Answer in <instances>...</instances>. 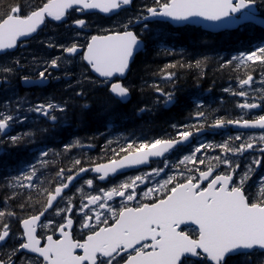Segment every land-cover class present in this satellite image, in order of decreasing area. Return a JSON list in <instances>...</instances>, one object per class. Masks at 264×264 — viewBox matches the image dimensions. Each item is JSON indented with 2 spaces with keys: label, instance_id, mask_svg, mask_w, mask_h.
Listing matches in <instances>:
<instances>
[{
  "label": "snow or ice",
  "instance_id": "6c2138e0",
  "mask_svg": "<svg viewBox=\"0 0 264 264\" xmlns=\"http://www.w3.org/2000/svg\"><path fill=\"white\" fill-rule=\"evenodd\" d=\"M2 7L0 85L17 98L0 105V145L11 148L34 144L38 136L55 140L52 129L67 126L77 108L89 109L90 93L100 89L104 95L93 99L106 114L128 103L136 87L128 74L148 41L159 40L160 26L204 35L258 29L260 35L219 58V70L235 73L236 88L223 89L236 100L240 115L235 118L216 115L218 109L197 98L185 118L195 123H171V132L159 137L133 133L108 139L100 149L111 154L104 163L87 156L94 145L83 144L82 138L59 149L34 147L31 162L0 185L6 193L0 207V264H264V0H39ZM121 12L126 16L113 27L89 34V16L111 18ZM53 23L68 35L63 40L49 36L42 43L60 55L43 63L36 57L28 63L6 59L9 50L26 47V40ZM162 51L174 54L171 48ZM210 59L204 55L185 63L182 58L156 71L146 65L153 82L142 77L140 92L148 89L155 98L136 114L175 104L166 86L175 88L184 68L203 76ZM77 63L78 73L65 70L53 77L64 80L66 98L31 103L27 94L18 96L12 83L18 73L35 71V77L20 80L42 87L50 70ZM41 118L51 127L42 126ZM113 119L106 124L109 129ZM25 124L28 131L11 134ZM206 134L221 140H208ZM74 150L79 158L60 166ZM150 158H161L154 162L163 166L152 167ZM128 169L138 174L111 187L97 186ZM89 173L94 175L85 178Z\"/></svg>",
  "mask_w": 264,
  "mask_h": 264
},
{
  "label": "trees",
  "instance_id": "16d2710c",
  "mask_svg": "<svg viewBox=\"0 0 264 264\" xmlns=\"http://www.w3.org/2000/svg\"><path fill=\"white\" fill-rule=\"evenodd\" d=\"M18 2L31 4L38 3L39 0H0V13L4 11V8L2 7L3 5ZM137 3L139 4L140 0H137ZM125 16L126 13L121 12L119 17L112 16L109 18L108 16L95 15V19L90 20L92 22L97 21L99 24L96 27L103 29L113 27L115 22L123 19ZM53 24L56 28H54L51 32H57L58 27L55 23ZM96 29L97 28L92 29L93 33H96ZM157 31L159 33V40L148 41L147 51L137 57V61L133 65V71L128 74L129 81L136 86L130 101L125 104L117 105L106 114L100 101L93 99V97L103 96L104 90L100 89L96 92L90 93L89 98L86 101L90 104V108L83 110V112L77 108L69 124L60 130V133H67V135H58L57 132H54L53 137L56 139L53 140V143L57 145L58 149L62 148L64 143H67L66 138H82L83 144L95 145L94 150H86L87 156L97 162H102L108 160L111 155L110 153L108 155H104L100 151L101 147L104 146L105 141L108 140L105 139V137H102L100 133L108 131L106 124L109 121V117H114L113 121L117 125L115 129L111 128L110 130L111 135L109 139L114 140L117 136H129L133 133L136 136L143 133L148 136L159 137L165 131L171 132L169 127L171 123L181 121L189 122L186 121L185 118L188 117L189 113L194 111V101H196V98H201L206 105L211 102L212 108L218 109V112L221 110L226 112L233 109L230 107L229 97L223 92V89L227 88L229 84L235 81V73L231 70H219V63L223 62L219 58L230 57V55L235 53L236 48L241 47V42L247 43L249 40L254 41L255 38H258L260 35L259 30L257 29V31L251 34V36L247 35V33H245L246 31L209 33L207 35H204L203 33L192 34L179 30L172 25L160 26ZM64 36L65 34L56 33L52 37L63 39ZM202 41H207V43H202ZM163 48L173 49L174 54L165 55L162 51ZM41 49L48 52L46 43L41 44ZM204 55L211 57V59L205 66H203V76H199L200 70L194 68H184L178 71V79L175 88L166 86V90L174 92L176 100L175 104L169 108L157 106L150 112L139 115L136 114V110L140 107H144L145 102L150 105L151 100L155 98V96L148 89H145L143 95L140 92L142 77L146 78L148 83L153 82L150 74L145 72L146 65L150 66L151 71H156L159 68H162L165 64L174 63L182 58L185 63L189 61L195 63L196 59L202 58ZM12 59L16 58H9V60ZM26 74V71L18 73V88L23 89L20 86L19 81L20 76ZM198 76L199 79H197ZM157 82L159 81L157 80ZM42 91H44V89H42ZM63 91V86H61L58 93L54 94H60ZM65 93L67 94V92ZM37 94L38 93L35 92L33 93V96L35 97ZM221 99H223V104H221ZM84 102L85 101H79V103ZM227 113L228 112H226V115L223 114L222 116L231 118ZM120 130L122 131L121 134L118 133ZM90 137H95V139H89ZM115 146L116 145H113V147ZM7 147L12 149L9 146ZM19 148L22 147L20 146ZM78 152L79 151L74 150L72 154L70 153L64 158L63 164L60 166L67 167L72 158H79ZM21 155L22 156L18 155L20 159H27L23 153H21ZM15 159H17L16 155L11 157V159H6L5 161H13ZM3 169L4 167L0 166V185L3 184L4 177L6 176ZM5 194V191L0 188V207H2V200Z\"/></svg>",
  "mask_w": 264,
  "mask_h": 264
},
{
  "label": "flooded vegetation",
  "instance_id": "af4514ba",
  "mask_svg": "<svg viewBox=\"0 0 264 264\" xmlns=\"http://www.w3.org/2000/svg\"><path fill=\"white\" fill-rule=\"evenodd\" d=\"M45 35V34H44ZM52 49V48H51ZM56 50V49H55ZM37 55H41V53H42V51L39 49V48H37L36 49V52H35ZM59 50H56V52L54 51V52H52V53H49L50 54V58H53V57H56V56H58L59 55ZM40 60V62L41 63H43V61L44 60H47L46 58H40L39 59ZM79 68L78 67H76V64H70V65H67V66H62L61 67V69L60 70H50L51 71V76H50V78H49V82H47L44 86H42L41 88H39V87H36V86H34V87H31L30 89H32L31 90V93H35V92H37L38 94L35 96V97H33L31 100L30 99H28L31 103H40V102H42V101H44L46 98H49V97H52V96H55L56 97V99L57 100H59V99H62V98H66L67 96H68V93L66 94L65 93V91H63L62 93H60V94H54V93H58V91L60 90V88H61V86H63V90H64V86H65V82H64V80L63 79H61V80H55V79H53V77H57V76H63L64 75V72H65V70H67V71H69V72H71V73H73V74H76V73H78L79 72V70H78ZM30 75H32V76H36V75H38V72H33V73H30ZM254 75V77H259V75L258 74H256V73H254L253 74ZM15 80H17V76L15 77V78H13V80H12V83L15 81ZM255 80H259V78L258 79H255ZM260 85L259 84H254L253 85V87H259ZM60 87V88H59ZM231 88H233V89H235L236 88V80L232 83V85H231ZM42 89H44V91H42ZM17 93H18V96H20L21 95V92L20 91H16ZM10 96V99L11 100H15L17 97L16 96H11V93H6V92H4L3 90H1V93H0V101H4L7 97H9ZM7 102H9V99H8V101ZM29 105L28 104H25L24 105V107L25 108H27ZM238 112V110L237 109H235L234 108V105H233V113H237ZM232 112H231V114H233ZM256 114H259L258 112L256 113ZM29 115L30 116H32V117H35L36 116V114L35 113H29ZM39 123L42 125V126H44V127H51V123H45V121L43 120V118H41L40 119V121H39ZM30 127V126H29ZM63 127H66V126H61V127H58V128H55V129H52V131H51V137H53L54 135V132H57L58 133V135L60 134V135H66V134H64V133H60V130L63 128ZM23 129V127H21V126H18L17 128H15L12 132H18V131H20V130H22ZM234 135V134H233ZM38 141L39 142H44V144H43V146H45V144H46V140L51 144L52 143V140L53 139H51L50 137H44L43 139L42 138H40L39 136H38ZM215 139H217L218 141H220L221 140V136H219V135H217V136H215L214 137ZM59 140V139H58ZM56 142V141H55ZM69 142V141H68ZM57 143V142H56ZM4 146V145H3ZM42 145H41V147H43ZM21 147H25L27 150H29V152L30 153H32V149L34 148V147H37L35 144H25V145H22ZM95 149V145H94V148H92V150H94ZM15 152H22V150L19 148V147H16V148H12V149H9V153H8V156L6 157V156H0V166H3L4 167V173H9V171H8V169H7V166H5V165H7V164H9V166H11V168H10V171L11 172H14V169H13V166H14V160L13 161H5L6 159H11V157H13L14 155H15ZM214 154H218V153H216V152H213ZM183 154H186V153H181V155H183ZM151 166L152 167H158V166H163L162 164H158V163H156V162H151ZM142 170H144V171H147L148 170V168L147 167H143V169ZM136 174H138L135 170H133V171H131V172H129V173H126V174H124V175H121V176H117V177H115L114 179H112L111 181H109V182H105V183H100L99 182V184L97 185L98 187H105V188H107V187H111L114 183H117V182H119L120 180H122V179H124L125 178V176H132V175H136ZM3 176H4V174H3ZM91 178V177H90ZM96 183V181H94V184ZM14 227H16V225H14Z\"/></svg>",
  "mask_w": 264,
  "mask_h": 264
},
{
  "label": "bare ground",
  "instance_id": "6f19581e",
  "mask_svg": "<svg viewBox=\"0 0 264 264\" xmlns=\"http://www.w3.org/2000/svg\"><path fill=\"white\" fill-rule=\"evenodd\" d=\"M101 16V15H100ZM88 19L90 20V19H95V15H91V16H89L88 17ZM99 23L97 22V21H94L93 22V24H92V29H94V28H97L96 26L98 25ZM54 28H56V26L54 25V24H49L47 27H45L37 36H34L33 38H31V39H29V40H26L24 43L27 45L26 47H23V48H18V49H14V50H9L10 52H11V55L10 56H8L6 59H8L9 60V58H19V59H21V61L23 60V63H28V62H30L31 60H32V58L33 57H36V58H38V59H40V58H46V59H51L50 58V54L49 53H52V52H56V50H58V49H50V48H48V52L47 51H45V50H43V49H41V42L42 41H46V39L49 37V36H53L54 34H56V33H58V34H65V35H68L67 33H65V29L63 28V27H58V30H57V32H51ZM45 34V35H44ZM89 34H93V30H92V32L91 33H89ZM61 40H63V39H61ZM37 48H39L41 51H42V53H41V55H37L35 52H36V49ZM59 55H60V53H59ZM78 59V58H77ZM76 67H78L79 69V71L81 70V68H80V66H79V64L77 63L76 64ZM27 72V74L26 75H30V73H33V72H29V71H26ZM34 77V76H33ZM49 82V81H48ZM17 80H15L14 82H13V84H14V86H15V90L16 91H20L21 92V95H20V97H23V96H25L26 94H27V99H32L34 96H33V93H31V90L32 89H30L31 87H34V86H28V85H25V84H23L22 82H21V80L19 81V84H20V86L23 88V89H21V88H18V85H17ZM37 87V86H36ZM3 88V87H2ZM39 88H41V87H39ZM2 90V89H1ZM30 92V93H29ZM0 93H1V91H0ZM29 93V94H28ZM8 99H10V96L9 97H7L4 101H0V105H2V104H4V103H8L7 101H8ZM0 110H3L2 108H0ZM113 122V125H114V127H112V129H115L116 127H117V125H116V123H114V121H112ZM26 125V124H25ZM21 127H24V125H20ZM18 127V126H17ZM16 127V128H17ZM15 129V128H14ZM13 129V130H14ZM12 130V131H13ZM111 129H109L108 128V131L107 132H103L104 133V135L102 136V137H105V139H109V137H110V135L108 134L109 133V131H110ZM18 132H23V129L22 130H20V131H18ZM121 130L120 131H118V133H120L121 134ZM17 132H11V134H13V135H15ZM67 135V134H66ZM72 136V135H71ZM38 137H36L35 138V145L37 146V147H41V145L43 146V144H44V142H39L38 141ZM73 138L71 137V138H66V142H68V141H70V140H72ZM8 146V145H7ZM51 146L52 147H54V144L53 143H51ZM56 148L58 149V147H57V145H56ZM94 148V147H93ZM21 149H24V151H23V155H25L26 157H27V159H20L19 158V156H22L21 155V153L20 152H15V155H16V157H17V159H15L14 160V163H17V164H19V163H23V162H28V160H29V158H30V155H31V153L29 152V150H27L25 147H22ZM77 151H79V150H77ZM71 154H72V152H71ZM19 155V156H18ZM7 166V169H8V171H9V173H4V174H6V176H8V175H11V171H10V168H11V166H9V164H7L6 165Z\"/></svg>",
  "mask_w": 264,
  "mask_h": 264
},
{
  "label": "water",
  "instance_id": "95a60500",
  "mask_svg": "<svg viewBox=\"0 0 264 264\" xmlns=\"http://www.w3.org/2000/svg\"><path fill=\"white\" fill-rule=\"evenodd\" d=\"M103 15H104V14H103ZM175 27H176V26H175ZM34 36H35V35H34ZM151 159H156V158H150V160H151ZM128 170H130V169H128ZM128 170H125V171H128Z\"/></svg>",
  "mask_w": 264,
  "mask_h": 264
},
{
  "label": "rangeland",
  "instance_id": "374dc122",
  "mask_svg": "<svg viewBox=\"0 0 264 264\" xmlns=\"http://www.w3.org/2000/svg\"><path fill=\"white\" fill-rule=\"evenodd\" d=\"M229 105H230L231 108H233V104H230V103H229Z\"/></svg>",
  "mask_w": 264,
  "mask_h": 264
}]
</instances>
